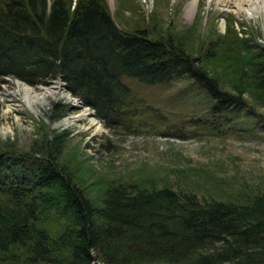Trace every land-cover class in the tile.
Masks as SVG:
<instances>
[{"label":"trees","instance_id":"trees-1","mask_svg":"<svg viewBox=\"0 0 264 264\" xmlns=\"http://www.w3.org/2000/svg\"><path fill=\"white\" fill-rule=\"evenodd\" d=\"M148 16L122 30L106 0H0V85L59 78L105 127L125 130L146 104L123 77L188 80L216 115L237 108L250 88L264 100V58L242 30L211 39L197 57L193 25L158 33L157 12ZM214 60L227 64L226 78L212 73ZM66 138L65 130L43 133L30 150L0 144V264H264V192L202 201L169 185L108 180L96 206L63 158Z\"/></svg>","mask_w":264,"mask_h":264},{"label":"rangeland","instance_id":"rangeland-1","mask_svg":"<svg viewBox=\"0 0 264 264\" xmlns=\"http://www.w3.org/2000/svg\"><path fill=\"white\" fill-rule=\"evenodd\" d=\"M254 1L106 0L122 30L143 27L148 15L156 11L158 33L172 26L189 30L193 25L189 40L194 56L206 54L211 39L223 38L228 30H242L264 58V9L249 7ZM218 58L223 59L221 55ZM207 65L212 73L227 77L221 72L227 65L223 60ZM122 81L146 106L129 130L109 129L95 116L103 126L97 133L93 127L63 123L83 107L59 78L48 85L25 84L37 93H42V88L59 87L62 94L57 91L43 107L27 103L18 86V82L24 84L22 80L7 78L0 85V144L13 142L17 150H30L43 133L51 137L67 131L63 158L69 161L75 182L96 206L108 180L169 185L177 191L194 192L202 201H244L264 192V100L254 96L255 89L250 88L252 95H243L237 108L216 115L208 111L204 95L188 80L157 85L124 77ZM231 84L224 82L221 88L233 94ZM85 109L93 111L88 106ZM60 113V118L53 119ZM13 264H24V260Z\"/></svg>","mask_w":264,"mask_h":264},{"label":"bare ground","instance_id":"bare-ground-1","mask_svg":"<svg viewBox=\"0 0 264 264\" xmlns=\"http://www.w3.org/2000/svg\"><path fill=\"white\" fill-rule=\"evenodd\" d=\"M249 7L253 8V9H256V8L258 9V8L262 7L264 9V0H255L253 3L249 4ZM23 83L24 84H22L21 82H18L19 89H21L24 92V97H25L24 99L31 106H32V104L39 105L40 107L45 106L49 102L50 99L57 96L56 92L59 91L58 90L59 87L56 85V86L50 87V88H42L41 91H43V92L37 93L35 90H33V88H31L32 87L31 85H29L25 82H23ZM25 84H27L31 87H29ZM55 84H59V83L57 82ZM82 107H83V109L78 115L66 117L63 120V123H65V125L67 127H71V126H80L81 127V124H82L84 128L93 127L94 132L100 133L102 131V128H103L101 123L99 121H97L93 112L85 109L86 106L82 105L81 108ZM3 131H5V128L3 129Z\"/></svg>","mask_w":264,"mask_h":264},{"label":"water","instance_id":"water-1","mask_svg":"<svg viewBox=\"0 0 264 264\" xmlns=\"http://www.w3.org/2000/svg\"><path fill=\"white\" fill-rule=\"evenodd\" d=\"M81 105H83V106H84V104H83V103H81ZM93 113H94V111H93Z\"/></svg>","mask_w":264,"mask_h":264}]
</instances>
